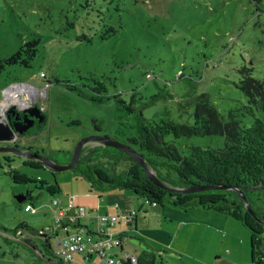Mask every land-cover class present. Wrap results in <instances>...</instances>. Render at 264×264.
Instances as JSON below:
<instances>
[{
    "label": "rangeland",
    "instance_id": "rangeland-1",
    "mask_svg": "<svg viewBox=\"0 0 264 264\" xmlns=\"http://www.w3.org/2000/svg\"><path fill=\"white\" fill-rule=\"evenodd\" d=\"M110 26L115 31H109ZM35 36L40 43L31 65L7 66L0 74V99L3 89L14 82L40 90L37 106L46 118L40 128L32 130L37 135L35 149L45 155L58 152V163L69 162L77 142L88 135L127 142L136 133L140 114L192 123L202 95L208 96L226 121L232 115L245 126L255 116L264 121V109L249 102L240 87L242 68L264 79V0H0V59ZM100 81L107 88L102 101L78 93L79 88L97 94L93 88ZM67 82L76 84L77 90ZM165 139L174 140L181 154H188L191 145L215 149L225 145L220 134L180 138L169 134ZM21 143L18 140L17 145L23 147ZM97 145L89 141L84 148ZM6 155L14 160L8 162ZM24 158L0 152V224L8 227V234L9 227L23 218L34 228L47 230L55 222L52 198L69 197L86 186L90 189L89 181L72 167L59 171L34 168L24 165ZM131 163L123 157L116 172H124ZM10 167L52 182L56 179L62 190L52 195L32 182L16 183L7 173ZM28 191L33 197L28 201L35 203L37 213L25 211L17 199ZM248 197L264 211V189H252ZM85 208L83 221L90 210ZM197 210L204 212L200 208L188 212L192 215ZM225 216L227 221L190 216L191 222L184 225L172 246L176 220L181 216L170 220L152 214L144 225V238L164 264H254L250 230ZM95 221L99 222L98 216L87 223L96 227ZM6 240L0 235V264H31L37 259L35 251L21 243L15 244L20 255H12ZM51 245L56 247L54 239ZM4 248L8 249L5 254ZM161 249L167 253L159 255ZM71 263L88 264L81 254H75Z\"/></svg>",
    "mask_w": 264,
    "mask_h": 264
},
{
    "label": "trees",
    "instance_id": "trees-1",
    "mask_svg": "<svg viewBox=\"0 0 264 264\" xmlns=\"http://www.w3.org/2000/svg\"><path fill=\"white\" fill-rule=\"evenodd\" d=\"M108 30L115 31L113 26ZM39 43L40 37H32L12 54L0 59V74L11 65L29 67L37 55ZM241 73L240 87L248 96L249 102L264 109V79L253 77L249 68H242ZM66 84L70 89L78 88L76 84ZM98 84V87L93 88L97 94L83 92L79 88L78 93L92 100L102 101L107 88L101 81ZM246 108L253 113L251 105ZM95 126L100 128L97 123ZM169 134L174 138L220 134L225 137V145L217 149L191 145L188 154H181L174 140L165 139ZM126 143L139 151L157 176L168 185L178 188L198 185L212 187L188 192L163 188L147 176L142 165L133 156L120 148L102 144L94 148L83 146L80 157L72 168L77 175L89 181L91 191L114 188L128 190L149 204L170 205L182 210L198 207L228 214L250 230L253 263L264 264V224L260 221L264 220V211L254 207V201L248 197L253 187L264 189V121L261 118L255 116L247 126L241 125L233 115L226 121L208 96L202 95L198 100L192 123L154 120L140 114L136 133L128 137ZM57 153L53 151L46 155L57 161ZM123 157L130 158L132 163L124 172H116L115 167ZM6 159L8 162L14 160L10 155H6ZM22 162L34 168H45L40 159L24 158ZM7 173L16 183L32 182L52 195L62 190L56 179L52 182L44 177L30 176L12 167ZM20 195H25L28 199L33 198L29 191ZM247 202L260 220L247 209ZM32 203L34 204L33 201ZM20 227L37 232L35 240L43 256L48 255L50 259L56 257L50 233L40 232V229L30 226L25 220L11 230L16 231ZM32 240L26 239L29 243H32ZM157 257L154 249L144 248L137 255V264H164ZM55 264L72 263L56 259Z\"/></svg>",
    "mask_w": 264,
    "mask_h": 264
},
{
    "label": "crops",
    "instance_id": "crops-1",
    "mask_svg": "<svg viewBox=\"0 0 264 264\" xmlns=\"http://www.w3.org/2000/svg\"><path fill=\"white\" fill-rule=\"evenodd\" d=\"M6 87L3 89V92H2L3 97L0 99V105L6 102H8V104L13 102V100L11 99L9 101H6L5 99ZM24 94H23L24 99H25L24 103L32 102L34 104H37V97H36L37 95H34L33 97L26 93ZM44 118L46 117L44 116ZM36 137H37L36 133L29 134V135L27 134L26 136L22 137L21 138L22 146L25 148L31 147L32 150L37 151V149H35V143H34V140ZM86 189L84 190L83 188L81 191H78V193L77 192L73 193L69 197H65V195L62 196V198L59 199L60 204L66 205V206L72 205L73 210L78 206H83L84 208L85 206H87L88 208H90V210L88 211L89 214L85 216L87 218V221L88 220L93 221L94 219H96V217L99 214L115 215L116 216L115 222L107 224V228L109 227L112 231L123 232L122 243L119 247H117L116 250H114V252L117 251L116 252L117 254H120L122 252L123 253L129 252L130 254L138 255V253L144 248L154 249L151 245H149V243L145 241L144 233H143L144 225L146 224V222L148 223L150 221L152 214H155L158 217L162 216L164 218H167L169 216L171 218L170 220H176L175 219L176 215L181 216L179 219L176 220L178 224L177 225L175 224L176 225L175 230L177 229V231L174 232L172 236L173 239L170 240V243L172 246H173V243H175L174 240L177 238L179 232L183 229L184 225L186 223L191 222L190 216L192 217L193 216H199V217L204 216L207 218L223 219L227 221V218L225 215H228V214L221 213V212L214 211V210H205V209L200 208L204 212H200V210L199 211L197 210L195 214L190 215L188 211H190L191 209L182 210V209L170 206V205H166L167 207H170V208L165 210L163 209V207H166V206H161V208H158V206L160 205H155V204H151V206H147V204L149 203L145 201L147 203L145 204L143 199L138 198L134 193L128 190H119V189L114 188V189H108L104 191H95V190L91 191L90 189H88L87 186H86ZM71 197L73 198L72 201H71ZM133 209L137 211V214L134 216L131 222H125L124 220L126 216ZM209 211H213V212H209ZM90 212H92L93 214H91ZM185 217H188L189 219H185ZM158 219L160 221L161 218H158ZM23 220H25L28 223V221L25 218H23L22 220H19L18 223ZM87 221L86 220L83 221L82 218H80V223L86 226L91 232H94L93 236L96 237L97 236L96 232L98 231V228L100 226L99 222L96 223L95 221L96 227H93V226L88 225ZM9 228L12 229L13 227H9ZM22 229L23 228L20 227L16 231L11 230L10 234H8L9 232L8 227L3 223L0 224V235H3L7 239L6 241L10 247L9 251H12V255L14 256L20 255L19 250L15 249L16 247L15 244L20 245L21 243V244L27 245L28 248H32L37 254V259H35L33 263L31 262V264H35V263L36 264H52L53 259H50V256L48 255L47 256L42 255L41 251L37 248L36 240H32V243L35 244V245H32V243H29L26 240L19 237L22 232ZM137 230H140V232H137ZM168 232L172 233L173 231H167V234ZM138 234H140V237H137ZM130 239H135L137 242L134 243L130 241ZM139 248L141 249L136 251V249H139ZM3 250H5L4 251V254H5L8 249L4 248ZM157 253L159 255L163 253L164 255L167 253V251L161 249L159 252L157 251ZM217 256L220 257L221 254L218 253Z\"/></svg>",
    "mask_w": 264,
    "mask_h": 264
},
{
    "label": "built area",
    "instance_id": "built-area-1",
    "mask_svg": "<svg viewBox=\"0 0 264 264\" xmlns=\"http://www.w3.org/2000/svg\"><path fill=\"white\" fill-rule=\"evenodd\" d=\"M41 76L44 73L41 72ZM150 76V74H148ZM18 87L20 89L16 95L20 98L24 93H29L31 96L37 95L40 90L28 83L14 82L7 86L5 89V99L8 101L7 92L9 89ZM28 103V102H27ZM73 198L71 197V201ZM147 202V201H146ZM148 203V202H147ZM54 206V225L48 226L47 230L40 229V232L50 233L51 239L55 240L56 247H53L55 258L52 264L56 263V259L70 263L75 254H81L84 261L88 264H137V255L130 254L129 252H122V255L112 252V249L119 247L122 243L123 232L112 231L107 224L115 222L116 216L110 214H99V228L96 232L97 236L94 237L86 226L80 223V218L86 214V209L83 206H78L74 210L72 205L66 206L60 204L59 198H52ZM25 211L37 213V207L30 201L23 204ZM73 210V211H72ZM137 214L135 209L131 210L125 218V222H131ZM20 238L33 239L37 238V232H31L27 229H22L19 236ZM98 260H93V257Z\"/></svg>",
    "mask_w": 264,
    "mask_h": 264
},
{
    "label": "water",
    "instance_id": "water-1",
    "mask_svg": "<svg viewBox=\"0 0 264 264\" xmlns=\"http://www.w3.org/2000/svg\"><path fill=\"white\" fill-rule=\"evenodd\" d=\"M20 98H24L23 96ZM3 104L0 105V141H16L21 140L22 137L27 135L28 129L33 126L34 119L38 118L39 121L44 120V114L42 109L32 102L24 103V101H13L12 103L7 104L4 108ZM20 114H24L21 119ZM14 117V121L12 118ZM29 135V134H28ZM89 141H96L99 144L113 146L120 148L133 156L139 164L144 168L147 176L157 185L167 188L169 190H180V191H194L197 189H203L212 187V185H198V186H188L185 188H178L168 185L165 181L157 176V174L150 168L149 164L144 159V156L133 148L131 145L126 142H121L118 139H115L106 135H88L80 139L73 151L72 157L67 163H58L52 158L48 157L44 153L37 152L29 148H21L15 145H0V152H10L18 156H22L28 159H40L46 168L52 171H59L73 167L78 161L83 146ZM259 186L253 187L256 189ZM19 202L27 200L28 198L23 195L17 197ZM247 209L255 216L257 219L260 218L257 216L256 212L251 208V205L247 202ZM264 224V220H260Z\"/></svg>",
    "mask_w": 264,
    "mask_h": 264
},
{
    "label": "flooded vegetation",
    "instance_id": "flooded-vegetation-1",
    "mask_svg": "<svg viewBox=\"0 0 264 264\" xmlns=\"http://www.w3.org/2000/svg\"><path fill=\"white\" fill-rule=\"evenodd\" d=\"M23 115H24V114H20L21 119L23 118V117H22ZM44 119H45V118H44ZM12 121H14V117L12 118ZM43 123H44V120H43V121H39L38 118H35V119H34V124H33V126H31V127L28 129L27 134H34V133L32 132V130H33V129H36L37 127L40 128V127L43 125ZM17 142H18V140L13 141V142H11V141H0V145H15V146H19V145H17ZM19 147H20V146H19ZM21 148H22V147H21ZM16 156H18V155H16Z\"/></svg>",
    "mask_w": 264,
    "mask_h": 264
},
{
    "label": "bare ground",
    "instance_id": "bare-ground-1",
    "mask_svg": "<svg viewBox=\"0 0 264 264\" xmlns=\"http://www.w3.org/2000/svg\"><path fill=\"white\" fill-rule=\"evenodd\" d=\"M19 91H20V89H19L18 87H14L12 90L9 89L8 92H7L8 99H9V100L11 99V100H13V101H18V102H19V101H20V102H21V101H24V100H25L24 98H23V99H22V98H19V97L16 95V93L19 92ZM26 94L30 95L29 93H26ZM24 95H25V94H24ZM24 95H23V97H24ZM9 100H8V101H9ZM7 104H8V102L4 103L2 107L4 108Z\"/></svg>",
    "mask_w": 264,
    "mask_h": 264
}]
</instances>
